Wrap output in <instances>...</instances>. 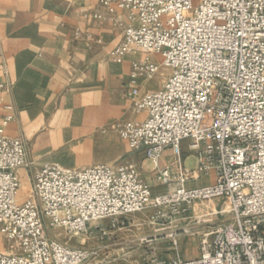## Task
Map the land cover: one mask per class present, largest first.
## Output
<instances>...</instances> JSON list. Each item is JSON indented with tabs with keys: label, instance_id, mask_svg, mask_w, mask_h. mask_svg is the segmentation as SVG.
<instances>
[{
	"label": "built area",
	"instance_id": "2783aa9c",
	"mask_svg": "<svg viewBox=\"0 0 264 264\" xmlns=\"http://www.w3.org/2000/svg\"><path fill=\"white\" fill-rule=\"evenodd\" d=\"M99 3L125 16L116 57L132 48L154 52L171 70L160 88L140 96L136 79L153 78L159 65L148 56L134 61L132 106L146 115L115 124L129 148L155 164V179L171 188L153 193L133 163L83 168L45 163L31 177L29 196L21 199L17 169L29 165L28 152L21 138L4 134L12 118L7 115L0 126V242L6 245L0 264H81L95 252L49 237L46 228L92 234V222H119L148 207L174 221L187 216L196 201L218 198L229 208L210 214L227 211L232 219L204 234L197 257L177 254L145 264H264V0ZM184 141L193 167L183 162ZM167 148L173 168L158 166ZM211 173V183L188 186Z\"/></svg>",
	"mask_w": 264,
	"mask_h": 264
},
{
	"label": "crops",
	"instance_id": "0c3cea01",
	"mask_svg": "<svg viewBox=\"0 0 264 264\" xmlns=\"http://www.w3.org/2000/svg\"><path fill=\"white\" fill-rule=\"evenodd\" d=\"M124 22L123 12L110 13L99 0H0V126L11 115L4 134L21 138L27 148L29 165L17 169L21 199L29 196L31 177L45 163L68 168L133 163L153 193L171 188L155 179V164L144 152L131 150L115 129L118 122L146 115L132 106V63L148 56L159 65L153 78L136 79L140 96L160 88L171 73L154 52L132 48L122 57L113 54ZM182 154L184 164L193 167L186 141ZM174 164L172 150L165 149L158 166ZM213 179V173L201 175L188 186ZM198 205L203 221L217 222L210 205L191 207ZM157 210L148 207L119 222L188 217L169 221L157 217Z\"/></svg>",
	"mask_w": 264,
	"mask_h": 264
},
{
	"label": "rangeland",
	"instance_id": "374dc122",
	"mask_svg": "<svg viewBox=\"0 0 264 264\" xmlns=\"http://www.w3.org/2000/svg\"><path fill=\"white\" fill-rule=\"evenodd\" d=\"M195 203L208 204L212 210L229 208L221 198ZM201 207H191L188 217L181 222H92V234L71 235L58 228H46V234L67 245L95 252L81 264H145L155 258L169 260L177 254L182 259H189L198 256L199 244L205 233L219 221L232 219V214L225 211L221 215H213L217 222H203V217H199ZM95 225L106 233L102 235ZM0 244V249H4L5 243Z\"/></svg>",
	"mask_w": 264,
	"mask_h": 264
}]
</instances>
